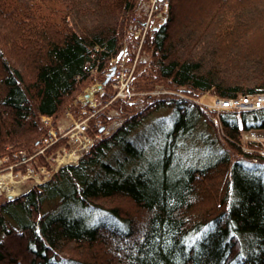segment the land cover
I'll use <instances>...</instances> for the list:
<instances>
[{"label":"trees","instance_id":"trees-1","mask_svg":"<svg viewBox=\"0 0 264 264\" xmlns=\"http://www.w3.org/2000/svg\"><path fill=\"white\" fill-rule=\"evenodd\" d=\"M136 1L0 0V157L20 163L48 132L41 116L80 110L91 69L108 73L122 51ZM184 1L169 0L146 39L132 81L140 97L114 98L110 80L97 94L89 134L118 127L0 200V264H264V156L241 139L264 132V105L222 108L213 121L217 110L195 100L264 93V0H187L198 5L182 20ZM157 85L167 92L151 96ZM163 107L168 126L135 133Z\"/></svg>","mask_w":264,"mask_h":264},{"label":"built area","instance_id":"built-area-1","mask_svg":"<svg viewBox=\"0 0 264 264\" xmlns=\"http://www.w3.org/2000/svg\"><path fill=\"white\" fill-rule=\"evenodd\" d=\"M154 6L156 7V3L153 4L151 8ZM150 21H152V19ZM130 25V29L123 40L124 49H122L120 54L112 60V66L115 65L116 67L113 76L115 88L114 98H125L133 95V93L130 92V89V93L127 91V86L130 87V84L132 85V75L136 65V63H132L134 60L132 56L136 50L140 52L142 41H144L146 36V33L143 34L141 31L144 27L140 26V24L133 26L131 21ZM109 70H111V68ZM98 88L101 89L100 86ZM98 88H96V90L99 91ZM90 92L91 93H88L86 96L84 103H90L92 106L97 107L98 102L100 101H97V98L96 100L94 99V90ZM263 105L264 93H258L255 96L231 99L218 97L216 102L210 106L219 111L222 108L237 110L255 109ZM87 112L89 111L83 109V113ZM83 116L81 117L82 120L80 122L75 123L70 135H68L70 142L74 146L69 152L66 150L65 146L62 147V144L66 142V139H63L66 134L63 136L57 135L58 132L51 129L43 138L42 143L39 145V149L35 152L34 156H32L33 158L31 157L35 161L34 164L33 161L30 160L31 158L26 157H24L20 163H13L9 156L0 158V196H3L4 198L15 197L17 195L16 189L20 190V187H23L24 190H29L34 185L50 179L56 171H58L61 164H63V166L76 164L80 156L85 151H88L93 144V138L86 133L88 130V117ZM244 138L246 140H244L245 142L255 141L260 143L261 146L264 145V132L249 131L244 134ZM63 140L65 141L60 144L61 146L59 145V148H55V145ZM261 149L259 150L260 154L264 156V147ZM39 157L43 158L44 162L40 163ZM5 161H10V163L3 165ZM26 162L27 165L21 167V165ZM15 166L18 168L14 169Z\"/></svg>","mask_w":264,"mask_h":264},{"label":"rangeland","instance_id":"rangeland-1","mask_svg":"<svg viewBox=\"0 0 264 264\" xmlns=\"http://www.w3.org/2000/svg\"><path fill=\"white\" fill-rule=\"evenodd\" d=\"M155 3H156V7L154 6V7H152L153 8L152 9L151 6L153 4H155ZM197 5L198 4H196L195 2H187V0L184 1V2H182L180 4V6H179V8H181V19L183 20L185 17L187 18V16L189 14H191L192 11H194V8H196ZM168 9H169V0H143V1L137 0L136 1V7H135L134 11L129 15V22L131 23V21H132V25L133 26L140 24V26L144 27V29H142L141 31L143 32V34L146 33L145 34L146 36H145L144 41H142V46H141L140 52H138V50H136L134 52V55L132 56V58L134 59L132 63L133 64L136 63L135 68H134V72H133V75H132L133 76L132 81L135 79V75H136L137 69L140 66V64L143 63V62H145V61H147L148 58H149V54H148V52L146 51V48H145L146 39H147V37H148V35H149V33H150V31H151L152 28L158 26L160 23H162L163 21H165V19L167 17ZM151 19H152V21H150ZM130 26H128L127 32L129 31ZM145 29H146V31H145ZM127 32H126V34H127ZM258 35L260 37L261 34L259 33ZM130 45H132V44H130ZM123 46L124 45H123V42H122V45H121V48L122 49H124ZM115 57L116 56H113L112 57L111 63H112V60ZM109 71L110 70H108V72ZM90 72L95 75V79H94L93 83L91 84V86H89L88 88H86L81 94L78 95L77 99L74 101V105H76L78 101H82L84 103L85 98L88 95V93H91L90 91H93V90H94V94H93L94 95V99L96 100V98H97V101H99V98H98V95L97 94L99 92H102L103 87L105 85L99 79V77H100V75L107 76V72H105V69L102 70V72H101L100 68H98V67L93 68V70H91ZM113 76H114V74L110 78V81H111L110 83H111L112 89H115L114 88V77ZM99 86L101 87V89L98 88ZM96 88H98L99 91L96 90ZM134 88H135V86L133 84L132 85L130 84V87L127 86L128 93L131 92V93H133L132 96L140 97V95H137L134 92ZM129 89H130V92H129ZM164 92H167L166 89L163 86L157 85V86H155V89H153L152 91H149V94L151 96H158V95L163 94ZM129 97H131V96H127L125 98H129ZM217 98H218V96L212 94L211 92H207L206 94L200 96L199 99H195V100L198 101V103H202L203 105H205L207 107L213 108L210 105H213L216 102ZM100 104H101V102H98V105H100ZM95 107L96 106H92L90 103H87V104L84 103V105L80 108V110L75 113L71 109L72 107H69L68 106L64 110V112L62 113V116L60 118H58L56 121H54L52 117L47 116V115L41 116V121L45 125L48 126V132H49V130L54 129V130H56V132H58L57 135H62L63 136V135L66 134V136L63 137V139H66V142L62 144L63 145L62 147L65 146L66 147V150L69 152L74 146L70 142V139H69V136L68 135H70V132L74 128L75 123L76 122H80L82 120L81 117L83 115L86 116V117H88V120H87L88 130H87L86 133H87V135H89L90 137L93 138V142H94L95 138L101 137L104 134H107V133L111 132L112 130H114L115 128H117L118 125L121 123V119L115 118L114 120H112L111 122H109V124L106 126V128L104 129V131L102 133H98V134H95V135L89 134V130H90V127H91V123H90L91 122V118H93L94 117V114H95V110H92L91 111L90 108L93 109ZM83 109H86L89 112L83 113ZM110 114L111 115H118V113L115 110H111L110 111ZM172 116H173L172 115V108L163 107V108L159 109L158 111H156L155 113L151 114L147 118V120L145 121V124H143L139 128V130L137 129L135 131V133H138V132L139 133H144V131L146 129L151 130V129H154L155 127H157V126H160L159 125L160 123L161 124L162 123L163 124H166L168 126L170 124V122L172 121V118H173ZM209 116H211V119L213 121H216L218 119L219 112L216 111V114L215 115L210 114ZM203 129H204V124L201 123V122H198L197 123V126L194 128V132H193L194 134L191 137L192 139H189V141H190L189 143L191 145H193L194 147L197 145V148H198V146H200V145H202V147L205 145L206 142L202 140L201 135H200V133L203 132ZM147 132H149V131H147ZM216 134H217V132L215 133L209 127L207 128L206 132H204L205 137L208 140H210V141L212 140L213 141L212 146H214V147H218L219 146L218 144H220L218 141H216L214 139V137L216 136ZM244 134H243V137L241 138L242 139V147H243V150L246 151V152H252V149L249 148V146L245 142L246 140L244 138ZM64 141L65 140H63V142ZM60 146L58 145V148ZM263 147H264V145L261 146V148H263ZM249 149H251V150H249ZM35 152L36 151L34 150V153L31 154V155H25L26 154L25 152H22L21 154L22 155L24 154L25 155L24 157H26V158H31L32 156H34ZM258 153H260V151H258ZM32 158L30 160L33 161V164H34L35 161ZM27 162L24 163V164H22L21 167H24L25 165H27ZM9 163H10V161H5V163L3 165L9 164ZM61 167H63V164H61L59 168H61ZM15 168H18V167L15 166L14 169ZM48 180L42 181L41 183L46 182ZM41 183H38V184H41ZM20 188H21L20 190H17L16 189V191H17V193H16L17 195L16 196H18V197L21 196V195H23V193H25L26 191H28V190H24L23 187H20ZM3 198H4L3 196H0V200L3 199Z\"/></svg>","mask_w":264,"mask_h":264},{"label":"water","instance_id":"water-1","mask_svg":"<svg viewBox=\"0 0 264 264\" xmlns=\"http://www.w3.org/2000/svg\"><path fill=\"white\" fill-rule=\"evenodd\" d=\"M115 69H116V67H115V65H113V66L111 67V70L107 73V76H106L105 80L103 81V84H107V83L109 82L111 76H112V75L114 74V72H115ZM23 194H24V193H23ZM16 197H18V196L12 197V198H10V199H13V198H16Z\"/></svg>","mask_w":264,"mask_h":264},{"label":"bare ground","instance_id":"bare-ground-1","mask_svg":"<svg viewBox=\"0 0 264 264\" xmlns=\"http://www.w3.org/2000/svg\"><path fill=\"white\" fill-rule=\"evenodd\" d=\"M39 145L36 147V149H35V151H37L38 149H39ZM3 157H5V156H3ZM3 157H0V158H3ZM39 162L40 163H42V162H44V160H43V158H41V157H39ZM14 163H17V162H14Z\"/></svg>","mask_w":264,"mask_h":264}]
</instances>
